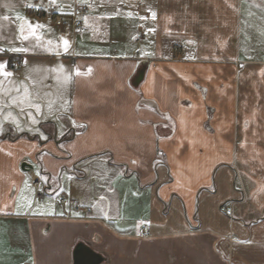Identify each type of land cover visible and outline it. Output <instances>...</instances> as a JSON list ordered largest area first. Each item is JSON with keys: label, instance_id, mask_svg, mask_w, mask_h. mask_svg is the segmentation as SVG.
Returning <instances> with one entry per match:
<instances>
[{"label": "crops", "instance_id": "0c3cea01", "mask_svg": "<svg viewBox=\"0 0 264 264\" xmlns=\"http://www.w3.org/2000/svg\"><path fill=\"white\" fill-rule=\"evenodd\" d=\"M0 64V264H264V0H0Z\"/></svg>", "mask_w": 264, "mask_h": 264}, {"label": "built area", "instance_id": "2783aa9c", "mask_svg": "<svg viewBox=\"0 0 264 264\" xmlns=\"http://www.w3.org/2000/svg\"><path fill=\"white\" fill-rule=\"evenodd\" d=\"M37 16V21L41 24H44V19H47L51 22V25L54 28H63L67 25H70L73 29V31L85 34L87 32L86 29V22H87V16H88V9L86 6L81 5L77 7L71 14L69 15H63L56 12H40ZM175 52L178 51L177 48L174 49ZM32 186L36 191V196H40L41 192V184L38 179L33 178L32 179ZM60 203L63 204L64 200L60 199ZM75 211H82L83 213H87V208H82L80 206H77L74 208Z\"/></svg>", "mask_w": 264, "mask_h": 264}, {"label": "snow or ice", "instance_id": "6c2138e0", "mask_svg": "<svg viewBox=\"0 0 264 264\" xmlns=\"http://www.w3.org/2000/svg\"><path fill=\"white\" fill-rule=\"evenodd\" d=\"M53 3H55V0H52ZM152 18L155 19V13H152ZM5 19H7V17H5ZM18 19H20L18 17ZM42 26L41 25H32L31 23L28 24V28L30 29L29 31V34L28 35H23V32H24V29H23V26L21 27L20 31H21V36H22V39H29V36L31 37H35L36 39H39L40 37L37 35V30L39 28H41ZM149 31H154L153 29H150ZM61 41H62V45H63V50L65 52L68 51V48L70 46V42L65 39V38H61ZM48 44L51 45L52 44V41H48ZM13 51H27L26 48L24 49H12ZM6 65L4 64H0V75H3L5 77H10L12 75V73L10 72H7V71H4ZM91 73V69H89V74ZM77 76L79 75H82V73L79 72V70L76 71L75 73ZM37 111H39V105H35Z\"/></svg>", "mask_w": 264, "mask_h": 264}, {"label": "water", "instance_id": "95a60500", "mask_svg": "<svg viewBox=\"0 0 264 264\" xmlns=\"http://www.w3.org/2000/svg\"><path fill=\"white\" fill-rule=\"evenodd\" d=\"M21 168L24 170L29 169V166L22 164ZM104 258L90 250L77 249L73 252V263L74 264H101Z\"/></svg>", "mask_w": 264, "mask_h": 264}, {"label": "rangeland", "instance_id": "374dc122", "mask_svg": "<svg viewBox=\"0 0 264 264\" xmlns=\"http://www.w3.org/2000/svg\"><path fill=\"white\" fill-rule=\"evenodd\" d=\"M35 169V168H34ZM37 169H35V171H36ZM40 192L43 194V192H42V189H40ZM44 195V194H43Z\"/></svg>", "mask_w": 264, "mask_h": 264}]
</instances>
